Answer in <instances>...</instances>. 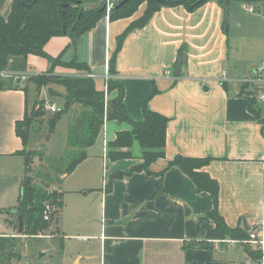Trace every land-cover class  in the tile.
Instances as JSON below:
<instances>
[{
    "label": "crops",
    "instance_id": "obj_1",
    "mask_svg": "<svg viewBox=\"0 0 264 264\" xmlns=\"http://www.w3.org/2000/svg\"><path fill=\"white\" fill-rule=\"evenodd\" d=\"M11 3L0 0V15L8 14ZM250 6L230 1L227 19L215 0L193 12L182 6L161 7L146 26L128 33L116 57V81L124 88L123 101L131 120H142L145 101L149 110L168 118L165 157L149 166L151 175L139 172L115 180L108 192L111 174L127 172L142 160L136 141L130 159L108 160V143L117 132L131 127L106 121L93 156L86 149L87 158L71 173L61 172L55 181L51 191L58 189L63 203L65 199L53 225L60 239H46L48 243L38 252L43 257L37 261L43 262L49 254L54 258L39 264H264V258L250 260L239 243L191 245L204 240L214 228L208 217L212 198L197 192L179 168L164 171L176 156L209 158L203 170L218 184L219 215L229 227L254 232L264 243V135L247 109L248 101L238 95L241 83L236 81L252 78L264 60V2L252 6L253 11ZM144 7L130 18H102L79 37L75 48L68 36H61L51 38L43 50L66 63L76 58L88 66L93 80L104 82L117 37L142 15ZM231 16L235 17L232 21ZM178 58L181 66L176 76ZM50 67L45 59L29 56L25 73L35 76ZM53 71L74 75L61 66ZM222 73L228 80L224 82L227 91L220 82ZM116 96L113 91L106 99ZM36 100V85L29 81L0 90V180L6 184L18 183L23 174L15 123ZM99 161L104 172L99 187L89 192L92 188L86 186L81 195L77 184L67 188L65 183L73 176L88 181L93 166L99 169ZM7 221L13 228L12 218ZM13 234L14 229L0 237Z\"/></svg>",
    "mask_w": 264,
    "mask_h": 264
},
{
    "label": "trees",
    "instance_id": "obj_2",
    "mask_svg": "<svg viewBox=\"0 0 264 264\" xmlns=\"http://www.w3.org/2000/svg\"><path fill=\"white\" fill-rule=\"evenodd\" d=\"M211 0H130L119 8L115 6L108 14L110 21L132 17L141 5H144L142 15L132 21L123 33L116 39V48L110 59L108 71L112 75L105 84V89L98 91L95 88L94 80L91 77H84L90 74L86 64L78 62L73 58L69 62H62L61 56L56 58L48 56L43 48L45 44L54 37L68 36L72 46H76L79 37L95 27L97 22L105 18V9L100 12L105 0H36L32 8L28 9L27 4L31 0H12L10 10L6 16L0 15V71L11 70L13 72H25L27 70V58L38 56L51 64L48 74L54 73L56 66L66 69H74L80 74L63 77H48L43 74L29 78L27 82L34 83L37 88L55 82L65 89L64 107L62 111L54 113L48 118L47 140L54 133L57 122L61 119L63 112L71 113L72 119L69 121L65 145L67 148L64 154L65 159L69 158L67 165L62 170L63 174L71 173L76 166L87 158L86 149L91 147L98 138L102 127L106 121H117L127 123L131 130L116 133L115 139L108 143L107 158L111 162L127 160L132 157L131 148L136 141L140 148L142 162L132 166L127 172H115L108 177L106 183L107 191L112 188L115 180L130 177L134 173L144 172L151 175L149 166L159 159L165 157L166 128L168 118L148 109L147 101L142 105V120L133 121L129 118L124 105V88L116 81L115 62L122 43L128 33L133 29H141L150 20L152 15L161 7L182 6L188 12H193L206 2ZM223 8L224 19L228 17L227 5L232 0H215ZM248 5L258 4L264 0H233ZM83 9L81 18L77 21L80 10ZM75 29L72 31L74 24ZM65 31V32H64ZM17 85L10 79L0 78V90L9 89ZM227 91L226 83H222ZM117 91V96L113 100H106L105 97L111 92ZM155 89H153V94ZM239 96H243L247 101L249 113L261 124V132L264 135V105L258 101L255 90L249 84L241 83L238 91ZM77 106V108H75ZM42 106L34 103L30 112L15 123V134L20 139L22 150L17 152L23 159L24 173L20 182L19 205L22 229L20 234L33 237L47 230L50 224L57 220L58 208L62 207L61 194L56 191H45L39 193L33 187L31 179H28L27 172L31 171L33 165L34 152L25 150L29 132L30 117L38 114ZM43 114V112H41ZM210 162L209 158H188L182 156L174 157L168 162L164 171L170 167L179 168L194 184L197 192L208 193L213 201V209L208 213V217L213 221L214 228L209 230L202 241L191 243L196 248H205L209 243L218 241H237L242 244L246 255L253 262H260L264 258V249L259 246L253 248L249 243V233L247 229L236 226L229 227L224 219L219 215L218 207V184L203 170ZM163 171V172H164ZM163 172L160 175H163ZM48 206L52 212L49 215L50 221L43 218V212ZM19 207V206H18ZM10 218L16 215L9 214ZM56 222V221H55ZM19 230V224H18ZM6 237H0V264H3V257H10L6 251L5 244H8ZM13 246V243L11 244ZM8 260V259H7ZM6 260V261H7ZM8 264V261L7 263Z\"/></svg>",
    "mask_w": 264,
    "mask_h": 264
},
{
    "label": "rangeland",
    "instance_id": "obj_3",
    "mask_svg": "<svg viewBox=\"0 0 264 264\" xmlns=\"http://www.w3.org/2000/svg\"><path fill=\"white\" fill-rule=\"evenodd\" d=\"M248 5V4H247ZM254 7H259L258 4H253ZM257 12V10H256ZM78 45V44H77ZM76 45V46H77ZM73 48V47H72ZM75 48V47H74ZM73 48V49H74ZM82 49V48H81ZM72 70V69H70ZM67 72V71H66ZM71 73L80 74L76 72L74 69ZM48 77H63L68 75H57L55 73L48 74L47 72L41 73ZM34 76H30L32 78ZM30 82V80H29ZM94 85L96 90L102 91L105 89L104 82L95 79ZM37 100L38 105H41L43 108L38 112V114L31 115L30 117V132L28 137V142L25 150H31L34 152L33 157V165L31 166V171L27 172V178L31 179L32 185L34 188L38 190V192L45 193V191L52 190L55 181L58 179V176L64 169V166L67 165V161H69L70 157L65 159L64 154L66 150L64 147L67 130L69 126V121L72 119V112L67 113L63 112L61 119L57 122L55 126L54 133L47 140L48 135V118L54 115V113L47 112L44 109L45 104H54L57 106L58 111L63 110L64 105V95L65 89L55 83L49 82L40 88H37ZM77 108V106H75ZM43 112V114L41 113ZM99 137V136H98ZM99 138H97L94 144L87 148V153L90 151L91 156L96 152ZM64 150V152H63ZM24 173V169H23ZM82 174V173H81ZM104 172L102 168V162L99 161V169L96 170L95 166L91 171V177H88V181L86 178L82 180L81 175H76L69 178L66 181L65 185L68 187H72L77 184V188H80V195L84 193L88 188L86 186H90L92 188L89 190H95L97 186H100V182L102 180ZM23 174L19 179L18 183L6 184L3 180H0V234H11L14 229V234L12 236L6 237L8 244H5L6 251H8L11 255L10 257H3V264H39L46 263L54 258L53 255H48L44 257L43 262L37 261L39 258L38 253L43 248V244H47L48 241L46 239H54L59 240L58 234L53 230V225L56 220L50 224L47 230L42 233L29 237L18 234V221L15 217L12 218L13 228L8 227V219L9 213L15 210L19 206V195H20V182L23 178ZM82 186V187H81ZM60 189H65L64 186L59 187ZM57 192L58 189H55ZM63 195H65L63 190H60ZM61 202L63 203V196H61ZM65 204V199L64 203ZM61 208H58V214L56 217L60 218ZM51 241V240H50ZM13 243V246L11 244ZM8 259V260H7ZM7 260V261H6Z\"/></svg>",
    "mask_w": 264,
    "mask_h": 264
},
{
    "label": "built area",
    "instance_id": "obj_4",
    "mask_svg": "<svg viewBox=\"0 0 264 264\" xmlns=\"http://www.w3.org/2000/svg\"><path fill=\"white\" fill-rule=\"evenodd\" d=\"M121 0H105V11H106V17H108V14L110 13L111 9ZM251 11H253V7L250 6L249 8ZM84 77H91V74H84L82 75ZM30 75L26 74L25 72H13L11 70H2L0 71V78L2 79H10L12 80L13 84L15 85H20L23 84L25 82H27V80L29 79ZM104 79L105 84L107 83V81L109 79H112V75L109 74L108 68H106V72L105 74L102 76ZM227 78L225 73H222L221 78H220V82L224 83L227 82ZM239 83H246L249 84L252 88H254L255 90V94L256 97L258 99L259 102H261L264 105V60L261 62V66L260 68H258L255 72V77L252 78H247V79H237L236 80ZM106 97H105V101H106ZM44 109L47 112H51V113H56L58 112V108L56 105L54 104H45L44 105ZM108 150V149H107ZM106 151V150H105ZM52 212V210L46 206L44 212H43V218L46 221H50L49 219V215ZM213 242H217L218 241H213ZM232 244V243H239V244H243L244 242H237V241H224L223 244ZM247 243H251L254 244L256 246H259L261 249H264V243L263 242H259L256 238V235L254 232L249 233V239L247 241Z\"/></svg>",
    "mask_w": 264,
    "mask_h": 264
},
{
    "label": "water",
    "instance_id": "obj_5",
    "mask_svg": "<svg viewBox=\"0 0 264 264\" xmlns=\"http://www.w3.org/2000/svg\"><path fill=\"white\" fill-rule=\"evenodd\" d=\"M128 1H130V0H121L120 2H118L116 4L115 8L117 9V8L121 7L122 5L127 3ZM220 1H223V0H220ZM35 2H36V0H31V2L29 4H27L26 7L28 9L32 8V6L35 4ZM104 8H105V5L101 7L100 12L103 11ZM82 13H83V9L80 10L78 17H77V21L81 18ZM230 19L232 21L235 19V17L231 16ZM75 26H76V23L74 24L72 31L75 29ZM180 66H181V59L178 58V65H177L176 71H175L176 76H178V74H179L178 70H180ZM253 77H255V74H253ZM21 208H22V204H20L19 207L16 208L15 210L11 211V214L16 215L18 218L19 232H21V229H22V220H21L20 212H19ZM42 257H43V253L39 254V258H42Z\"/></svg>",
    "mask_w": 264,
    "mask_h": 264
}]
</instances>
